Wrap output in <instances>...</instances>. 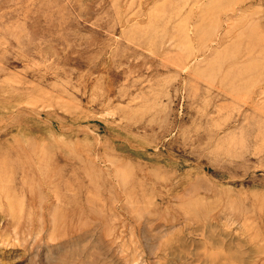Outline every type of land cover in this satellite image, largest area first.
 Wrapping results in <instances>:
<instances>
[{"label":"rangeland","instance_id":"obj_1","mask_svg":"<svg viewBox=\"0 0 264 264\" xmlns=\"http://www.w3.org/2000/svg\"><path fill=\"white\" fill-rule=\"evenodd\" d=\"M0 264H264V0H0Z\"/></svg>","mask_w":264,"mask_h":264}]
</instances>
